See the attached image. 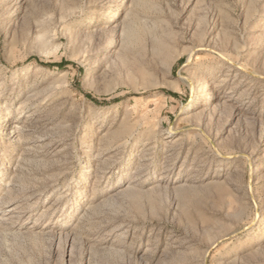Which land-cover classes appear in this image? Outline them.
<instances>
[{"label":"rangeland","instance_id":"1","mask_svg":"<svg viewBox=\"0 0 264 264\" xmlns=\"http://www.w3.org/2000/svg\"><path fill=\"white\" fill-rule=\"evenodd\" d=\"M0 217V264H264V0H0Z\"/></svg>","mask_w":264,"mask_h":264},{"label":"bare ground","instance_id":"2","mask_svg":"<svg viewBox=\"0 0 264 264\" xmlns=\"http://www.w3.org/2000/svg\"><path fill=\"white\" fill-rule=\"evenodd\" d=\"M41 38H42V41H45L47 38H46V34H42L41 35ZM57 39V38H56ZM0 219H2V217H0Z\"/></svg>","mask_w":264,"mask_h":264}]
</instances>
